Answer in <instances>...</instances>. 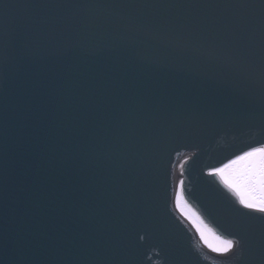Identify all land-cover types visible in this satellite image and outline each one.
I'll return each mask as SVG.
<instances>
[{"label": "water", "instance_id": "water-1", "mask_svg": "<svg viewBox=\"0 0 264 264\" xmlns=\"http://www.w3.org/2000/svg\"><path fill=\"white\" fill-rule=\"evenodd\" d=\"M201 2L0 0V37L15 41L0 55V264L225 260L174 207V188L184 179L189 204L232 230L234 198L205 174L264 137L253 126L258 57L242 84L218 33L260 13L188 6ZM137 115L157 131L179 128L190 146L129 142L121 122L133 127Z\"/></svg>", "mask_w": 264, "mask_h": 264}, {"label": "snow or ice", "instance_id": "snow-or-ice-1", "mask_svg": "<svg viewBox=\"0 0 264 264\" xmlns=\"http://www.w3.org/2000/svg\"><path fill=\"white\" fill-rule=\"evenodd\" d=\"M122 7H183L184 5H138L127 4ZM194 8H228L238 12H247L259 7L258 21L255 17L239 15L224 30L218 33L226 47L233 50L229 69L233 77L247 84L251 76V67L257 63L258 57V85L260 88L261 105L259 117L253 123L261 137H264V0L256 5L252 0H226L224 3L201 2L188 5ZM249 23H258V33L246 37L245 26ZM258 39V50L256 41ZM144 42H148L147 37ZM15 47L14 37L5 33L0 37V55L7 58ZM148 118L137 115L135 126L129 127L121 122V136L125 130L131 133L129 142L147 139L157 150L167 143L171 151L176 147H189L188 136L180 132L179 128L169 130L161 127L160 130L148 125ZM164 123L166 115L161 116ZM143 121V122H141ZM258 146L250 145L247 151L229 159L220 167L210 168L206 176L218 179L219 185L234 198V201L225 207V211L233 218L232 230L222 232L212 223L205 220L200 210L189 204L185 198V181L180 179L174 188V207L189 220L199 234L201 241L214 253L225 257L221 264H264V139L257 141ZM187 159L179 163V172L183 177ZM238 205V207H237ZM138 222L128 225V230L136 229ZM143 239V237H141Z\"/></svg>", "mask_w": 264, "mask_h": 264}, {"label": "bare ground", "instance_id": "bare-ground-1", "mask_svg": "<svg viewBox=\"0 0 264 264\" xmlns=\"http://www.w3.org/2000/svg\"><path fill=\"white\" fill-rule=\"evenodd\" d=\"M253 146H258V144H255V145H253ZM249 149V147L248 148H246V149H243V150H241V151H239V152H237L234 156H232V157H230L229 159H234L237 155H241L244 151H247ZM228 159V160H229ZM227 160V161H228ZM227 161H225L224 163H227ZM223 163H221V164H219V167L222 165Z\"/></svg>", "mask_w": 264, "mask_h": 264}]
</instances>
